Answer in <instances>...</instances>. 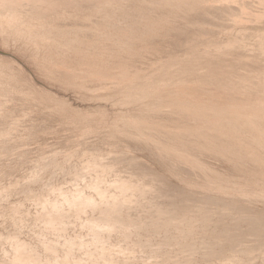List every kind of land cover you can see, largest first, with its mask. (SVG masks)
<instances>
[{"label": "rangeland", "instance_id": "374dc122", "mask_svg": "<svg viewBox=\"0 0 264 264\" xmlns=\"http://www.w3.org/2000/svg\"><path fill=\"white\" fill-rule=\"evenodd\" d=\"M56 1L19 0L16 12L19 14L26 13L25 15L32 13L30 14L32 17L36 14L39 15V11H44L43 13H45L47 10L50 14H52L56 8L62 13L65 11L63 13L64 15L58 12V10L55 11L57 14L62 15L56 16L57 18L55 17L58 27L69 23L68 25L71 26L72 24L77 31H74L72 35H77V37L89 35L93 40L96 38L95 42L92 41L94 43H92V46L90 45L91 43H88V45L86 42L85 44L83 42L87 47L82 45V48V46H79L81 44L77 45L79 41H77V43L75 41L77 48H75V43L72 45V47L75 46L74 51L80 52L77 51L78 48L83 49L84 52L81 51V53L83 52L87 55L89 51H93L99 44L101 49H103L105 45L106 50L108 48L109 50H113L111 51L113 55H116L118 50L122 52L121 48H117L118 46H116L118 42L109 40L110 44L112 43V46H114L110 48L111 45L109 42L107 43V39H102L98 37L97 34H94L96 33L94 30H96L98 26L95 24L100 20L103 23V20L111 18L113 23L116 22V26H120L122 23L125 26L129 25V23H131L129 19L132 17V10L130 8L129 11L125 10L123 6L124 4H135L134 2H137L136 5L139 6L140 3L148 5L151 11L149 9L150 13L145 11L148 13L147 15H154V18L157 17L155 15H157V12L159 13L160 9H162L161 11H163V13L167 10L169 12H165L167 15L164 13V16L161 11L158 15L162 16L163 22L173 23V26L176 23L178 24L177 21L180 23V20L183 19L181 16H184L188 10L190 11L194 8L193 11H188L191 15L195 14L193 15L195 17L190 15L193 20L189 17V14L186 13V15L188 14L186 18L189 25L194 26L191 30L197 29L199 32L205 31L203 36L206 35L207 30L210 32L207 31L209 35L204 38L205 40L202 39L203 37L201 38L202 42L201 40L200 42L196 40L200 37H197L199 33L196 34V39H194V41L187 42L188 34L191 31L190 29H187V32L183 30L181 33L177 34L176 37V34H170L172 37L170 35L168 37L171 38L166 36L164 38L166 45H169L175 40V44H173L174 42L172 43L173 47H170L174 50L176 48L177 53H175L176 50H173V53L170 52L171 54L169 53V55L162 53V55L165 54L164 57H161L163 59L160 58L159 60L157 59V61L155 60L158 64L154 62V64L156 63L155 66L158 65L159 67L160 65L161 67L157 68L158 71L154 68L157 74L154 69L152 71L150 70L152 68H148L150 71L143 69L142 71H144V73L145 70L148 71L147 73L150 72V76H148L149 79L146 78L135 85L137 86L135 89H127L126 91V88H124V91V89L117 84H111L110 82L109 84L103 85L104 87L99 88L100 85L94 80H89V78H87L89 76L86 74H82V77L80 76V78L74 82L70 77L61 78L59 76H49L46 72L47 58L44 57L45 53H43L46 52L43 49L46 48V42L42 44L44 46L40 44L39 47L36 45V39L34 37H28L27 34L22 33L23 35L18 36L12 35V33L9 32L0 31V55L12 59L22 69L21 75L23 77V80L13 78L12 75L7 74L1 69L2 67H0V102L2 101L0 103V148H2L0 149V261L10 256L13 243L19 241V243L25 246L26 254L32 252L41 254V263L47 262V264H264V220H262V217L264 219V213H262V211H264V191L260 190H264V179H262L264 178V80L262 79L264 78V0H198L194 2H197L198 4H196L198 6L194 4L192 0H188V3L186 0H169V2L173 1L174 5L172 2L169 3L168 0H166L167 2L164 0H159V2L158 0H153L154 3L156 1V3H161V5L158 3L153 4L151 0H101L100 2L99 0L95 2L93 0H91L92 2L90 0H77L78 2L76 0H72V2L71 0ZM59 1L61 2L59 3ZM177 1L182 4H179L180 6L178 5V9L182 11L186 9V12H176L179 11L174 7L175 4H178ZM53 2L57 4L54 3V5L49 6V3L53 4ZM69 2L73 5L75 3H77V6L80 5L78 9L85 6L81 8L85 11L80 9L78 12L77 6L74 5V7L72 5V7ZM26 3L27 5H25ZM58 3L60 5H58ZM186 3L190 6L185 5ZM150 4L153 5L151 6ZM163 4H166L165 6L168 7L166 10ZM97 5L100 7L103 6V8L111 5L108 8L110 11H108L111 12V16L113 17L108 13V15L103 14L107 9H100V11L98 9L100 7L94 8L97 7ZM170 5H172V7ZM209 5L210 9L208 8ZM52 6H55V9ZM159 6H162V8ZM182 6L185 9L180 8ZM212 6H215V8L218 6L216 9H223V12L220 11L217 13L214 7L213 11ZM66 7H68V9ZM152 7L154 9L159 8L157 11H154V9L152 11ZM219 7L221 8L219 9ZM32 8L34 10H32ZM62 9H64V11ZM228 9L231 13H229ZM75 10L78 13H76ZM55 12L53 14H56ZM175 12L178 14L180 13V19L177 18L179 15H176ZM85 13H87V15L90 13L88 15L89 17H86L87 15H85ZM196 13L199 14L197 18ZM41 14L42 13H40V15ZM65 14L69 15L65 16ZM173 14L176 16L174 15L173 17ZM30 15L28 17H30ZM207 15L211 16L208 17ZM171 16L178 20L175 22V19L170 18ZM2 19L0 17V21L6 22L4 18ZM49 19H52V16H50ZM202 19H204L203 22H201ZM187 20L185 22H187ZM197 20L200 23H198ZM35 21L37 22L38 20L35 19ZM212 22L214 24H212ZM218 22L219 24H217ZM193 23H197L198 25H194ZM203 23L207 24L203 25ZM75 25H79L81 29L79 30L78 28L80 27H76ZM92 25L95 28H92ZM100 26L101 25L98 27ZM195 26L201 27L196 28ZM205 26L206 29H204ZM37 27H39V25H37ZM101 27L103 29L105 28V26ZM43 33L44 34L41 33L42 35L38 37L51 39V37L55 35V33L51 31L50 33ZM22 36L24 37L22 38ZM18 37L22 40L19 41L20 39ZM177 37L180 38V40L177 39ZM182 37H184V41L186 40V43H188L187 47H185L186 44H184V42V45L181 44L183 46L179 45V43H182ZM6 38H9L10 41ZM14 39L17 40L15 41ZM164 39L162 42L160 41V44L164 42ZM103 40H105V43L108 44V46L110 45V47H106V44L102 46L101 42H104ZM206 40L208 42L210 41V44ZM176 41L179 43H176ZM203 41H206L207 44ZM30 43L31 45H29ZM191 43L196 45L193 46ZM189 44H191V46ZM119 45L123 46V44ZM161 45L165 48L164 44ZM174 45L178 47H174ZM188 45L190 47H188ZM56 46L57 44L48 43L46 49L59 56V54L62 55L68 48V46L64 44L58 45L59 47ZM178 49L181 50L178 51ZM114 50H116L115 53ZM120 51L118 53H120ZM109 52L108 50L105 52L107 57L108 54L109 56L112 55ZM205 52H207L208 58H203L202 53ZM167 56L171 57V59ZM158 61H162L164 66L162 62L160 63ZM138 62H136V64H138ZM187 62H190V64L187 65ZM140 64L139 62L138 65ZM162 66L168 70H165ZM99 72H101V74ZM102 72L103 71H98L99 74H96V76L98 78L103 77L105 74ZM158 72L160 73L158 74ZM219 77L223 79H219ZM226 77L228 79L224 80ZM66 78L69 79L67 80ZM3 80L7 81L5 82ZM147 80L152 82H148ZM258 80L259 82H257ZM2 81L5 83H2ZM72 83L74 84L72 85ZM87 83H89V85ZM138 85L141 86L138 87ZM14 88L15 90H11ZM30 88L38 93L37 97L26 94ZM138 91L140 94L137 96L134 95V93ZM180 103H182L181 106H179ZM185 106H188V108ZM229 108H231L233 112H230L231 109L229 111ZM180 109H184L185 111L181 110L180 112ZM189 110L191 113L188 112ZM193 110H195V114H192V112L194 113ZM207 110L208 112H217L218 116L215 113L212 114V112L204 114ZM87 111H89V114H87ZM199 111L204 112L202 113ZM224 111L226 114H224ZM240 112L245 115H242ZM250 112L251 114H249ZM198 113H200L201 116L200 114L197 115ZM141 114H149V117H157H153L152 120L156 121L158 124L156 126L159 127L155 126L156 128L150 129L152 131L151 133H145L140 126H137L130 119L135 116L139 117ZM233 114L236 118L230 117L233 116ZM209 115L210 117H208ZM214 115L215 117H213ZM158 117L160 119H158ZM87 120L91 121L90 124H88ZM222 120H224L225 123L224 121L222 122ZM72 121L75 122V124ZM143 122H145V120H143ZM220 122L224 123V125L221 126L222 123L220 124ZM213 123H215V128L213 127ZM88 125H92L93 129H91V132L84 133L86 128L89 127ZM96 126L101 127L99 128ZM173 128L175 129L171 131ZM241 129H243V132ZM20 130L22 131L20 132ZM184 130L188 132H184ZM215 131L219 133H215ZM218 134H220V136ZM81 137L84 139V141L82 140L83 142L81 141ZM76 138L80 139L79 141L81 143H79V141H74ZM76 142L78 144H76ZM47 147L49 148L48 150ZM87 147L90 148L88 149ZM173 147L176 148L174 149ZM140 148H142L141 151L139 150ZM182 148H185L187 153L184 152ZM192 150L201 152L202 154L194 153ZM249 153L251 155H248ZM194 154H201L202 156L197 158V155L195 157ZM168 156L170 159H168ZM171 158H174V160L178 159L180 164H183V167L190 168L192 171L190 170L187 172V170L180 168L179 165H177V168L176 165L170 162ZM144 161L147 162L145 163ZM186 173L188 177H184ZM96 178H102L103 181L96 184L94 183V179ZM174 180H176V182ZM184 180L189 181L187 182ZM181 181L187 184L185 183V189L183 188L179 192V188H177L176 185L179 184L178 186H181ZM184 182L182 185H184ZM203 184L209 187L203 186ZM186 186L190 189H187ZM162 187L164 189H162ZM172 188H176L177 191L174 189L171 190ZM28 189L29 191H27ZM32 189H34L33 191L35 193H33ZM73 191L77 194H82L80 195L81 198H76V200H74L75 197H71L65 200L67 202H64V195ZM168 193L172 195L170 194L169 196ZM177 193L178 196L176 195ZM40 197H52L55 204L60 202L59 208L69 215V219L65 226L62 228H53L48 225L42 217L48 214L50 216L54 212H44L45 206ZM177 198L180 200L178 199L177 201ZM185 198H187L186 201L183 200ZM189 198H191V202H194L191 203ZM194 198L197 200H194ZM175 200L178 203H175ZM234 200L236 202H234ZM219 201L221 204H219ZM232 202H234L235 205L230 206ZM158 204L176 210H179L184 205L187 206L183 208L189 207V209H191L192 207L191 212H189L190 215L187 214L186 216L192 217L190 221V223H192L189 224V221L186 219L182 220L180 218L181 216L178 215L180 219H172V225H170V227L172 226V228H174L171 232L172 234L166 236L163 229H154V226H160L166 220L164 219L165 217L159 216L158 210L161 207ZM199 204L200 206H198ZM168 205H170V207ZM176 205L178 206L174 207ZM241 207H243L242 212L238 210L241 209ZM108 209L111 210L112 213H115V210L129 215L131 213L134 218L140 219L141 221L145 219L144 222L146 223L149 221L148 224L150 226L148 229L142 230H138L134 226H121L119 228L110 227L104 220H101L99 216L101 210L103 211H101L100 215L109 211ZM243 211L245 212L243 213ZM207 212L210 217L206 216L207 218L203 217L205 219H202L200 216ZM255 214L258 215V217H256ZM250 215H252V217ZM253 216L256 217V220L258 219L259 223L255 221ZM253 223L257 226L255 227ZM177 224L180 226L179 229L176 228ZM188 226H190V230L189 232H185L183 228H187ZM256 229L257 231L260 229V231L256 233ZM208 233L210 234L207 235ZM253 233L257 235L255 236ZM97 234L101 235L98 237ZM234 234H238L240 238H237ZM210 235L212 237H209ZM221 235H223V238ZM229 237L233 242H231V240L229 241ZM215 238L217 241H215ZM209 241L210 243H208ZM50 242L52 246H50ZM221 249L225 250L222 251ZM48 252H52V254L46 258L45 254Z\"/></svg>", "mask_w": 264, "mask_h": 264}, {"label": "bare ground", "instance_id": "6f19581e", "mask_svg": "<svg viewBox=\"0 0 264 264\" xmlns=\"http://www.w3.org/2000/svg\"><path fill=\"white\" fill-rule=\"evenodd\" d=\"M18 1L19 0H0V17H1V19L2 18H4L5 20H6V22L5 21H0V31L1 32H9V33H12V35L14 34V35H23V34H27L28 35V37L30 36V37H34L35 39H36V45L37 46H39L40 44L42 45V44H45L44 42H46V44L48 45V43H50V44H57V46L56 47H59L58 45H60V44H64V45H67L68 46V48H67V50L65 51V52H63L62 53V55H60L59 54V56H58V54H56V53H54V52H51L50 50L49 51H47L48 49H46L47 48V45L45 46L46 48H43L46 52H43V53H45L44 54V57L45 58H47L46 60H47V68H46V72H47V74L49 75V76H59V77H61V78H64V77H70L71 78V80L74 82V81H76V80H78V78H80V76L82 77V74H86L87 76H89V77H87V78H89V80H91V81H96V83L98 84V85H100V87L99 88H102V87H104L103 85H106V84H109V82L111 83V84H117L118 86H120L121 88H126V91H127V89L129 90V89H135L137 86H135V85H137L138 83H140L141 81H143V80H145L146 78H148L149 79V77L148 76H150L149 75V73H147L148 71H152L154 68L156 69V71H158L157 70V68H159L160 67V65H159V67H158V65L157 66H155L156 65V61H157V59L159 60L162 56L164 57L165 56V54H167V55H169V53L171 52V53H173V48L171 49V47H173L172 45L173 44H175V40L172 42V43H170L169 45H166L165 44V37L167 36H169L170 34H176L175 35V37L177 36V34H179V33H181L183 30H184V32L186 31L187 32V29L189 30H191V28H193L194 26H190L189 25V23H188V20H187V15L189 14V12L190 11H193L194 10V8H193V10H188L187 12L185 11L186 9L182 6V7H180V8H184L185 10H183V11H185L186 13H188L187 15H186V13H185V15L184 16H181V15H179L180 13H182L183 11L182 10H179L178 9V5L180 4V5H182L181 3H179L178 1V4L176 5L175 4V6L174 7H176L175 9H177V10H179V11H176V12H180L179 14L178 13H176L175 12V14L177 15H179L177 18L178 19H180L179 17L181 16L183 19H184V21H183V19L182 20H180V23H179V21H177L178 19H175V18H172V16L170 17L171 19H175V22L177 21L178 22V24L176 23L174 26L172 25L173 23H165V22H163V19H162V16H160V15H158V14H160V11L162 10V9H160V11H159V13L157 12V15H155V16H157L156 18H154V15H147L148 13H146V11H148L149 12V10H150V8H148V5H146V4H141L140 2V6L139 5H136L137 4V2H134L135 4H133V3H130V4H124V6H123V8H125V10H128L129 11V8L132 10V17H130L131 19H129V21H131V23H129V25H127V26H125V25H123V23H122V25H120V26H116L117 24H116V22H114L113 23V21H112V19L111 18H107L106 20H103L104 22L102 23V21L100 22V21H98L95 25H101V26H105V28H107V29H103L101 26L100 27H96V30H94V32L96 31V33H94V34H97L98 35V37H101L102 39H107V43L109 42V40H111V41H113V42H118V43H116V44H118V45H116V44H114V45H116V46H118L117 48H121V50H122V52L120 51V50H118V49H116V50H118V52L120 51V53H116V55L114 54L113 55V52H111V51H113V50H109V48L107 49L108 51H110L109 53H111L112 55H110L109 56V54H108V57H107V55L105 54V52H107V50H106V48H105V45L103 46V44H106L105 42V40H103L104 42H101L102 44V46H103V49H101L100 48V44L98 45V46H96L97 48H94V46H93V48H94V50L92 51L91 50V48H90V50L91 51H89V54L87 55L86 53H83L84 51H83V49H79L78 48V50L77 51H80V52H76V51H74V47L75 46H73L72 47V45H74V43H75V41H76V43H77V41H79V43L77 44V45H79V44H81V45H79V46H85L84 44H85V42L88 44H90L91 46L94 44L92 41H94L95 42V40H96V38H95V40H93V38H91L89 35H87V36H82V37H80V36H78L77 37V35H72V33L74 32V31H76V29L74 28V26L71 24V26L70 25H68V24H64V26L62 25V26H60V27H58L57 25V20H56V16H60L59 14H57L55 11H57L58 10V8H56V10L55 11H53L52 12V14L55 12L56 14H50V12L48 13L47 12V10H46V12L45 13H43L44 11H42V12H40L39 10V15H35V16H32L31 17V15L30 14H32V13H30L29 15H30V17H28L29 15L27 14V15H25L24 13V15L21 13V14H19V13H17L16 12V8H17V3H18ZM21 1V0H20ZM54 1H56V0H54ZM69 1V0H68ZM77 1V0H76ZM91 1V0H90ZM94 2L96 1V0H93ZM98 1V0H97ZM101 0H99V2H100ZM111 1H113V0H111ZM116 1V0H115ZM119 1V0H118ZM118 1H117V4H118ZM121 1V0H120ZM139 1V0H138ZM147 1V0H146ZM145 1V2H146ZM152 2H153V4H155L156 3V1H155V3H154V1L153 0H151ZM164 1H166V0H164ZM180 1V0H179ZM184 1V0H183ZM183 1H182V3H183ZM187 1V3H188V0H186ZM195 1H198V0H192V2L194 3ZM23 2V1H22ZM21 2V3H22ZM27 2V1H26ZM57 2V1H56ZM56 2H53V4H51V3H49V6H51V5H54V3H56ZM61 1H59V3H60ZM66 2V1H65ZM71 2H72V0H71ZM71 2H69V3H71ZM78 2V1H77ZM81 2V1H80ZM84 2V1H83ZM92 2V1H91ZM98 2V3H99ZM125 2V1H124ZM128 2V1H127ZM152 2H150V3H152ZM158 2H159V0H158ZM157 2V3H158ZM167 2V1H166ZM168 2H169V0H168ZM172 2V4L174 5V3H173V1H170L169 3H171ZM176 2V1H175ZM29 3V2H28ZM30 3H31V1H30ZM35 3V2H34ZM58 3V5H60ZM67 3V2H66ZM85 3V2H84ZM87 3V2H86ZM88 3H89V1H88ZM97 3V4H98ZM102 3H104V2H102ZM112 3V2H111ZM110 3V4H111ZM121 3V2H120ZM156 3V4H157ZM185 4V5H188V4ZM197 3V2H196ZM196 3H194V4H196ZM43 4V3H42ZM57 4V3H56ZM116 4V3H115ZM114 4V5H115ZM123 4V3H122ZM149 4V3H148ZM152 4V5H153ZM158 4H160L161 5V3H158ZM190 4H191V2H190ZM198 4V3H197ZM196 4V5H197ZM227 4V3H226ZM225 4V5H226ZM245 4V3H244ZM25 5H27V3L25 4ZM32 5V4H31ZM61 5H62V3H61ZM73 4L71 3V6H72ZM74 5H76L77 6V3H75ZM73 5V6H74ZM82 5V4H81ZM92 5V4H91ZM96 5V4H95ZM100 5V4H99ZM106 5H107V3H106ZM113 5V4H112ZM151 5V4H150ZM151 5V6H152ZM164 6L166 5V4H163ZM168 5V4H167ZM179 5V6H180ZM193 5V4H192ZM200 5V4H199ZM214 5V4H213ZM18 6H20V5H18ZM34 6H35V4H34ZM57 6V5H56ZM65 6V5H64ZM70 6V7H71ZM72 6V7H73ZM80 6V5H79ZM79 6H77V9H78V7ZM87 6V5H86ZM94 6V5H93ZM111 5H109V6H105L104 8H103V6L102 7H100V6H98L97 5V7H94V8H98V7H100V8H98L99 10L101 9V10H105V9H107V11L105 12V13H103V14H109L110 16H111V12H109L110 10L108 9L109 7H110ZM155 6V5H154ZM158 6V5H157ZM171 7H172V5H170ZM188 6H190V5H188ZM188 6H185V7H188ZM198 6V5H197ZM196 6V7H197ZM205 6V5H204ZM208 6V5H207ZM21 7V6H20ZM40 7V6H39ZM38 7V8H39ZM47 7V6H46ZM53 7V6H52ZM55 7V6H54ZM53 7V8H54ZM61 7V6H60ZM59 7V8H60ZM63 7V6H62ZM75 7V6H74ZM83 7H85V6H83ZM83 7H80L79 9H78V12H79V10L81 9V8H83ZM116 7H117V5H116ZM160 7V6H159ZM158 7V8H159ZM170 7V8H171ZM173 7V8H174ZM192 7H194V6H192ZM195 7V8H196ZM213 7H214V9H216V8H218V6L215 8V6H212V10H213ZM223 7V6H222ZM37 8V9H38ZM42 8V7H41ZM64 8V7H63ZM67 9H68V7H66ZM66 8H65V10H66ZM90 8V7H89ZM157 8V9H158ZM160 8H162V6L160 7ZM168 7L167 6H165V10L167 9ZM170 8H169V11H170ZM191 8V7H190ZM204 8V7H203ZM209 9H210V5H209V7H208ZM221 7H219V9H220ZM226 8H228V7H226ZM225 8V9H226ZM21 9V8H20ZM55 9V8H54ZM112 9V8H111ZM119 9V8H118ZM122 9V8H121ZM134 9V10H133ZM149 9V10H148ZM153 7H152V11H153ZM157 9L155 8L154 9V11L156 10L157 11ZM172 9V8H171ZM198 9V8H197ZM224 9V10H225ZM238 9H239V7H238ZM19 10V9H18ZM32 10H34L33 8H32ZM31 10V11H32ZM61 10V9H60ZM63 11H64V9H62ZM72 10V9H71ZM73 10H74V8H73ZM82 10V9H81ZM90 10V9H89ZM93 10V9H92ZM96 10V9H95ZM100 10V11H101ZM109 10V11H108ZM113 10V9H112ZM117 10V9H116ZM120 10V9H119ZM130 10V11H131ZM146 10V11H145ZM164 10V11H165ZM196 10V9H195ZM211 10V11H212ZM223 9H221V10H217L216 9V11H217V13L218 12H220V11H222ZM227 10V9H226ZM229 10V9H228ZM51 11V10H50ZM69 11V10H68ZM76 11V10H75ZM82 11H85L84 9L82 10ZM87 11V10H86ZM97 11V10H96ZM118 11V10H117ZM117 11H116V13H117ZM122 11V10H121ZM127 11V12H128ZM151 11V10H150ZM172 11L174 12V10L172 9ZM171 11V12H172ZM182 11V12H181ZM209 11V10H208ZM214 11V10H213ZM215 11V12H216ZM234 11H235V9H234ZM238 11V10H237ZM241 11H242V9H241ZM240 11V12H241ZM33 12V11H32ZM35 12V11H34ZM58 12H60L59 10H58ZM65 12V11H64ZM63 12V13H64ZM67 12V11H66ZM72 12V11H71ZM77 11H76V13H78ZM98 12V11H97ZM162 13H163V11H161ZM165 12H168L167 10L165 11ZM164 12V13H165ZM196 12V11H195ZM206 12V11H205ZM223 12V11H222ZM244 12V11H243ZM40 13H42L41 15H40ZM60 13H62V12H60ZM62 13V14H63ZM69 13V12H68ZM84 13V12H83ZM115 13V12H114ZM128 13H130V12H128ZM150 13V12H149ZM164 13H163V15H164ZM169 13V12H168ZM204 13V12H203ZM207 13V12H206ZM226 13V12H225ZM229 13H231L230 12V10H229ZM34 14V13H33ZM72 14V13H71ZM70 14V15H71ZM90 14V13H89ZM88 14V15H89ZM94 14V13H93ZM107 14V15H108ZM121 14V13H120ZM152 14V13H151ZM175 14H173V17H174V15ZM192 14H193V12H192ZM197 14V13H196ZM199 14H200V12H199ZM199 14H197L196 15V18H197V16H199ZM209 14H211V13H209ZM208 14V15H209ZM236 14H238V13H236ZM64 15V14H63ZM69 14H65V16H68ZM74 15V14H73ZM72 15V16H73ZM80 15V14H79ZM83 15V14H82ZM85 15H87V13H85ZM86 16V17H89V16ZM107 15H106V17H107ZM165 15H167L166 13H165ZM164 15V16H165ZM170 15H171V13H170ZM175 15V16H176ZM183 15V14H182ZM191 13L189 14V17H191V16H193V15H195V14H193V15H191ZM207 15V16H208ZM215 15V14H214ZM27 16V17H26ZM50 16H52V19H49V17ZM62 16V15H61ZM94 16V15H93ZM99 16V15H98ZM105 16V15H104ZM116 16V15H115ZM114 16V17H115ZM123 16V15H122ZM125 16V15H124ZM159 16V17H158ZM206 16V15H205ZM211 16V15H210ZM210 16H208V17H210ZM218 16V15H217ZM216 16V17H217ZM56 17V18H55ZM64 17V16H63ZM85 17V16H84ZM111 17H113V16H111ZM129 17V16H128ZM169 17V16H168ZM188 17V18H189ZM193 17H195V16H193ZM200 17H202V16H200ZM207 17V18H208ZM37 19L38 21L36 22L35 21V19ZM54 18V19H53ZM58 18H60V17H58ZM62 18V17H61ZM98 18V17H97ZM165 18V17H164ZM192 18V17H191ZM191 18H189V19H191ZM205 18V17H204ZM218 18V17H217ZM80 19V18H79ZM85 19V18H84ZM166 19H168V18H166ZM199 19V18H198ZM208 19H210V18H208ZM3 20V19H2ZM92 20V19H91ZM90 20V21H91ZM99 20V19H98ZM115 20V19H114ZM170 20V19H169ZM187 20V22H185ZM192 20H193V18H192ZM203 20L204 19H202V21L201 22H203ZM207 20V19H206ZM116 21V20H115ZM171 21H174V20H171ZM200 21V20H199ZM214 21V20H213ZM60 22V21H59ZM80 22V21H79ZM93 22V21H92ZM100 22V23H99ZM167 22H168V20H167ZM189 22H190V20H189ZM197 22H198V20H197ZM209 22V21H208ZM220 22V21H219ZM219 22L217 23V24H219ZM62 23V22H61ZM82 23V22H81ZM80 23V24H81ZM99 23V24H98ZM191 23V22H190ZM198 23H200V22H198ZM216 23V22H215ZM57 24V25H56ZM74 24V23H73ZM76 24V23H75ZM78 24V23H77ZM118 24H120V23H118ZM194 24V23H193ZM195 24H197V23H195ZM194 24V25H195ZM202 24V23H201ZM205 23H203V25H204ZM207 24V23H206ZM205 24V25H206ZM212 24H214L213 22H212ZM37 25H39V27H37ZM192 25V24H191ZM198 25V24H197ZM196 25V26H197ZM200 25V24H199ZM76 26V25H75ZM77 26H79V25H77ZM76 26V27H77ZM91 26V25H90ZM195 26V27H196ZM222 26H224V25H222ZM227 26V25H226ZM80 27V26H79ZM201 26H198V27H196V28H200ZM215 27V26H214ZM221 27V26H220ZM84 28V27H83ZM91 28V27H90ZM92 28H95V27H93V25H92ZM91 28V29H92ZM217 28H218V26H217ZM79 30L81 29V27L80 28H78ZM90 29V30H91ZM201 29H203V28H201ZM204 29H206V26H205V28ZM211 29V28H210ZM200 30V29H199ZM213 30V29H212ZM217 30V29H216ZM50 31L52 32V33H55V35L54 36H52L51 37V39L50 38H44V37H38V36H40V35H42V34H44L43 32H49L50 33ZM56 31V32H55ZM85 31V30H84ZM92 31H93V29H92ZM201 31H203V30H201ZM208 31V30H207ZM207 31H206V35L205 36H203V33L205 32V31H203V32H199V31H197V29L195 30H191L190 31V33L188 34L189 36H190V38H189V36H188V40H187V36H186V40H187V42H192V41H194V39H196V34L197 33H199V34H197V37L198 36H200L198 39H196V40H199V42H200V40H201V38L202 39H204V38H206V37H208L207 35H209L208 33H207ZM220 31V30H219ZM25 32V33H24ZM77 32V31H76ZM80 32V31H79ZM189 32V31H188ZM208 32H210V31H208ZM214 32V31H213ZM218 32V31H217ZM23 33V34H22ZM42 33V34H41ZM51 33V34H52ZM82 33V32H81ZM86 33V32H85ZM88 33V32H87ZM192 33V34H191ZM212 33V32H211ZM78 34V33H77ZM213 34V33H212ZM9 35V34H8ZM81 35V34H80ZM202 35V36H201ZM216 35H217V33H216ZM5 36V35H4ZM10 36V35H9ZM89 36V37H88ZM171 37H172V35H170ZM195 36V37H194ZM8 37V36H7ZM13 37V36H12ZM12 37H9V38H12ZM21 37V36H20ZM20 37H18L19 39H20ZM24 36H22V38H23ZM48 37V36H47ZM80 37V38H79ZM88 37V38H87ZM104 37V38H103ZM171 37H168V38H171ZM179 37H180V35H179ZM185 37V36H184ZM184 37H182L183 38V40L181 39V41H182V43H179V42H181V41H179L180 40V38H178L177 37V39H179L178 41L179 42H177L176 41V43H179V45H181V44H183V42H184V44H186V46L185 47H187V44L188 43H186V40L184 41ZM214 37V36H213ZM216 37V36H215ZM9 38H6V39H8L9 40ZM34 38H33V40H34ZM167 38V39H168ZM211 38V37H210ZM32 39V38H31ZM163 39H164V42L163 43H161V44H164V46H165V48L160 44V41L162 42L163 41ZM173 39V38H172ZM212 39V38H211ZM15 40V39H14ZM17 40V39H16ZM15 40V41H16ZM22 39H20L19 41H21ZM101 40V39H100ZM169 40V39H168ZM167 40V41H168ZM196 40H195V42H196ZM205 40V39H204ZM209 40V39H208ZM213 40V39H212ZM10 41V40H9ZM98 41V40H97ZM207 41V40H206ZM206 41H203V42H206ZM24 42V41H23ZM70 42H71V45H70ZM73 42V43H72ZM83 42H84V44H83ZM120 42V43H119ZM168 42H170V41H168ZM168 42H167V44H168ZM195 42H193V43H195ZM201 42H202V40H201ZM208 42V41H207ZM207 42H206V44H207ZM210 42V41H209ZM208 42V43H209ZM4 43V42H3ZM26 43V42H25ZM76 43H75V45H76ZM93 43V44H92ZM98 43V42H97ZM193 43H191L192 45H193ZM212 43V42H211ZM88 44V45H89ZM109 44H110V42H109ZM119 44H123V46L122 45H119ZM183 44V45H184ZM191 44H189L190 46H191ZM197 44H200V43H197ZM203 44V43H202ZM205 44V43H204ZM210 44V43H209ZM29 45H31V43L29 44ZM77 45H76V47L75 48H77ZM110 45H111V47H110ZM109 46H108V44H106V47H110V48H112V47H114V46H112V43L110 44ZM183 45H181V46H183ZM188 45V47H190ZM196 45V44H195ZM195 45H193V46H195ZM42 46H44V45H42ZM83 46H82V48H83ZM90 46V47H91ZM115 46V47H116ZM119 46H121V47H119ZM171 46V47H170ZM181 46H179V47H181ZM26 47V46H25ZM33 47V46H32ZM40 47V46H39ZM55 47V48H56ZM85 47H87V46H85ZM170 47V48H169ZM174 47H178V46H175L174 45ZM184 47V48H185ZM50 48V47H49ZM64 48V47H63ZM81 48V47H80ZM182 48V47H181ZM9 49V48H8ZM24 49V48H23ZM39 49V48H38ZM41 49V48H40ZM64 49H66V48H64ZM63 49V50H64ZM85 49H87V48H85ZM84 49V50H85ZM42 50V49H41ZM40 50V51H41ZM55 50V49H54ZM58 50V49H57ZM60 50V49H59ZM62 50V49H61ZM116 50H114V53L116 52ZM176 50V51H175ZM175 53H177V49L175 48ZM181 50V49H180ZM179 49H178V51H180ZM31 51V50H30ZM39 51V52H40ZM81 51H83L82 53H81ZM37 52V51H36ZM55 52H57V51H55ZM59 52H61V51H59ZM87 52H88V50H87ZM58 53V52H57ZM162 53H165V54H163L162 55ZM170 53V54H171ZM220 53V52H219ZM37 54V53H36ZM196 55V54H195ZM216 55V54H215ZM30 56V55H29ZM134 56H136V57H134ZM202 56H203V58L205 57V58H208L209 56H208V54H207V52H205V53H202ZM168 57V56H167ZM38 58V57H37ZM166 58V57H165ZM168 58H170L171 59V57H168ZM167 58V59H168ZM197 58H198V56H197ZM196 58V59H197ZM200 58V57H199ZM161 59H163V58H161ZM173 59H174V56H173ZM176 59H179V58H176ZM195 59V58H194ZM224 59V58H223ZM45 60V59H44ZM143 60V61H142ZM156 60V61H155ZM180 60H181V58H180ZM222 60V59H221ZM141 63L140 65H138L139 64V62ZM162 61H165V60H162ZM161 61V62H162ZM171 61V60H170ZM213 61H214V59H213ZM136 62H138V64H136ZM154 62H156L155 64H154ZM158 62H160V61H158ZM160 62V63H161ZM169 62V61H168ZM203 62V61H202ZM163 63V62H162ZM192 63H193V61H192ZM191 63V64H192ZM219 63V62H218ZM222 63H223V61H222ZM42 64V63H41ZM158 64V63H157ZM165 64H167V63H165ZM188 64H190V62L188 63L187 62V65ZM162 65V64H161ZM186 65V64H185ZM184 65V66H185ZM163 66H164V63H163ZM162 66V68H165V67H163ZM165 66H167V65H165ZM0 67H2L1 69H3V71H5L7 74H9V75H12V77L13 78H16V79H18V80H20V79H22L23 80V77H22V69L12 60V59H10V58H7V57H3V56H1L0 55ZM150 68H152V69H149ZM161 68V67H160ZM143 69H146V70H148V71H146L145 70V73H144V71H142ZM155 69H154V71H155ZM7 70H8V72H7ZM162 70H164V69H162ZM165 70H168L167 68H165ZM2 71V70H1ZM98 71H103L102 73H104L105 75H103V77H100V78H98L97 76H96V74H101V72H99L98 73ZM153 71V72H154ZM155 71V73L157 74V72ZM160 71H161V69H160ZM4 72V73H5ZM163 72V71H162ZM161 72V73H162ZM167 72V71H166ZM152 73V72H151ZM160 72H158V74H159ZM46 74V73H45ZM155 74V75H156ZM220 74V73H219ZM153 75V74H152ZM151 75V76H152ZM86 78V77H85ZM98 78V79H97ZM130 78H132V79H130ZM252 78V77H251ZM259 78V77H258ZM67 79V78H66ZM69 79V78H68ZM67 79V80H68ZM105 79H106V81H105ZM219 79H223V78H220L219 77ZM228 78L226 77L224 80H227ZM231 79V78H230ZM263 80H264V78H262ZM1 80V79H0ZM21 80V81H22ZM84 80H86V79H84ZM98 80V81H97ZM260 80V79H259ZM259 80L257 81V82H259ZM263 80H261V81H263ZM3 81H5V80H3ZM2 81V83H5V82H3ZM72 81H70V82H72ZM88 81V80H87ZM148 82H152V81H150V80H147ZM251 81H253V80H251ZM68 82V81H67ZM79 82V81H78ZM89 82V81H88ZM145 82V81H144ZM1 83V84H2ZM81 83V82H80ZM95 83V84H96ZM13 84V83H12ZM74 83H72V85H73ZM88 85H89V83H87ZM146 84V83H145ZM264 84V83H263ZM116 85V86H117ZM5 86V85H4ZM14 86V85H13ZM23 86V85H22ZM82 86V85H81ZM83 86H84V84H83ZM86 86V85H85ZM96 86V85H95ZM117 86V87H118ZM139 86H141V85H138V87ZM264 86V85H263ZM262 86V87H263ZM88 87V86H87ZM247 87V86H246ZM17 88V87H16ZM123 89H119V90H123ZM3 90H4V88H3ZM11 90H15V88L14 89H11ZM263 90V89H262ZM124 91H125V89H124ZM131 91V90H130ZM15 92V91H14ZM117 92V91H116ZM124 93V92H123ZM26 94H28V95H31V96H34V97H37L38 95V93H36V91L35 90H33V89H28V91L26 92ZM138 94H140L139 93V91L138 92H136V93H134V95H138ZM25 95V94H24ZM30 96V97H31ZM41 97V96H40ZM130 97V96H129ZM262 97V96H261ZM125 98V97H124ZM239 98V97H238ZM245 98V97H244ZM258 98V97H257ZM15 99V98H14ZM229 99V98H228ZM3 100V99H2ZM222 100V99H221ZM245 100H246V98H245ZM256 100H258V99H256ZM262 100V99H261ZM254 101H255V99H254ZM2 102V101H1ZM0 102V103H1ZM231 102V101H230ZM234 103V102H233ZM262 103V102H261ZM232 104V103H231ZM240 104V103H239ZM245 104V103H244ZM251 104V103H250ZM249 104V105H250ZM175 105H176V103H175ZM182 105V103H180V105L179 106H181ZM198 105V104H197ZM247 105H248V102H247ZM185 107H187L188 108V106H185ZM189 107H191V106H189ZM181 108V107H180ZM183 108V107H182ZM199 108V107H198ZM234 108V107H233ZM243 108V107H242ZM174 109H175V107H174ZM190 109V108H189ZM194 109V108H193ZM230 109L231 108H229V111H230ZM239 109V108H238ZM237 109V110H238ZM241 109V108H240ZM245 109V108H244ZM243 109V110H244ZM181 110H184V109H180V112H181ZM195 110H196V108H195ZM195 110H193L194 111V113L192 112V114H195L196 112H195ZM201 110H203V109H201ZM213 110V109H212ZM215 110V109H214ZM217 110V109H216ZM236 110V109H235ZM14 111V110H13ZM179 111V110H178ZM185 111V110H184ZM187 111V110H186ZM227 111V110H226ZM240 111V110H239ZM239 111H238V113H239ZM245 111H247V110H245ZM245 111H244V113H245ZM72 112V111H71ZM86 112V111H85ZM89 111H87V114H89L88 113ZM165 112V111H164ZM183 112V111H182ZM188 112H190L191 113V111L189 110ZM198 112V111H197ZM199 112H202V111H199ZM204 112V111H203ZM202 112V113H203ZM212 112V114L213 113H215V114H217V112H213V111H210V112H208V110H207V112L205 113L204 112V114H208V113H211ZM225 112V111H224ZM223 112V113H224ZM230 112H233L232 111V109H231V111ZM73 113V112H72ZM91 113V112H90ZM108 113V112H107ZM185 113V112H184ZM190 113H188V114H190ZM221 113V112H220ZM241 113V112H240ZM162 114V113H161ZM160 114V115H161ZM200 113H198L197 115H199ZM224 114H226V112L224 113ZM242 114V113H241ZM246 114V113H245ZM245 114H242V115H245ZM249 114H251V112L249 113ZM26 115V114H25ZM43 115V114H42ZM72 115V114H71ZM180 115H182V114H180ZM203 115V114H202ZM228 115H230V114H228ZM232 115V114H231ZM255 115V114H254ZM150 115L149 114H141V115H139V117H133V118H130L137 126H140V128H142V130H144V132L145 133H151L152 131L150 130V129H152V128H156V127H159V126H156V125H158L157 123H156V121H154V120H152V118L154 117V118H157V117H155V116H153V117H149ZM195 116V115H194ZM200 116H201V114H200ZM204 116V115H203ZM217 116H218V114H217ZM227 116V115H226ZM241 116V115H240ZM253 116V115H252ZM86 117V116H85ZM162 117V116H161ZM205 117V116H204ZM208 117H210V115L208 116ZM213 117H215V115L213 116ZM230 117H235L236 118V116H234V114H233V116H230ZM229 117V118H230ZM251 117V116H250ZM254 117V116H253ZM260 117V116H259ZM87 118V117H86ZM86 118H85V120H86ZM172 118V117H171ZM202 118V117H201ZM211 118H212V116H211ZM217 118V117H216ZM222 118V117H221ZM252 118V117H251ZM17 119V118H16ZM29 119V118H28ZM49 119V118H48ZM70 119V118H69ZM84 119V118H83ZM158 119H160L159 117H158ZM179 119V118H178ZM209 119V118H208ZM220 119V118H219ZM231 119V118H230ZM256 119V118H255ZM71 120V119H70ZM91 120V119H90ZM143 120H145V122H143ZM174 120V119H173ZM210 120V119H209ZM214 120V119H213ZM228 120V119H227ZM239 120V119H238ZM241 120V119H240ZM244 120V119H243ZM88 121V124H90V122L91 121H89V120H87ZM224 120H222V122H223ZM234 121V120H233ZM18 122H19V120H18ZM73 122V121H72ZM183 122V121H182ZM219 122V121H218ZM222 122H220V124L222 123ZM5 123V122H4ZM44 123V122H43ZM52 123V122H51ZM65 123V122H64ZM74 124H75V122H73ZM79 123V122H78ZM108 123V122H107ZM224 123H225V121H224ZM224 123H222L221 124V126L222 125H224ZM241 123H242V120H241ZM15 124V123H14ZM56 124H58V123H56ZM63 124V123H62ZM97 124H99V123H97ZM214 124L215 123H213V127H214ZM3 125V124H2ZM16 125V124H15ZM50 125V124H49ZM105 125V124H104ZM211 125V124H210ZM239 125V124H238ZM78 126V125H77ZM87 126V125H86ZM89 126V125H88ZM91 126V127H90ZM88 128H86V131H84V133H87V132H91V129H93L92 128V125H90ZM156 126V127H155ZM190 126H191V124H190ZM212 126V125H211ZM19 127V126H18ZM39 127V126H38ZM53 127V126H52ZM76 127V126H75ZM96 127H99V126H96ZM101 127V126H100ZM99 127V128H100ZM230 127V126H229ZM11 128H13V127H11ZM215 128V127H214ZM4 129V128H3ZM39 129V128H38ZM47 129V128H46ZM56 129H58V128H56ZM60 129V128H59ZM81 129V128H80ZM164 129V128H163ZM175 128H173V129H171V131L172 130H174ZM207 129V128H206ZM205 129V130H206ZM13 130H15L14 128H13ZM40 130V129H39ZM51 130V129H50ZM75 130V129H74ZM165 130V129H164ZM183 130V129H182ZM194 130V129H193ZM212 130V129H211ZM218 130V129H217ZM243 129H241V131H242ZM22 130H20V132H21ZM57 131V130H56ZM95 131H96V129H95ZM113 131V130H112ZM118 131V130H117ZM169 131V130H168ZM178 131V130H177ZM187 130H184V132H186ZM190 131V130H189ZM192 131V130H191ZM219 131V130H218ZM217 131V132H218ZM245 131V130H244ZM26 132V131H25ZM174 132V131H173ZM181 132H183V131H181ZM180 132V133H181ZM183 132V133H184ZM188 132V131H187ZM208 132V131H207ZM216 131H215V133H217ZM243 132V131H242ZM246 132V131H245ZM4 133V132H3ZM13 133V132H12ZM24 133V132H23ZM70 133V132H69ZM98 133V132H97ZM176 133H179V132H176ZM209 133V132H208ZM214 133V134H215ZM219 133V132H218ZM222 133V132H221ZM247 133V132H246ZM14 134H15V132H14ZM61 134V133H60ZM76 134V133H75ZM107 134V133H106ZM109 134V133H108ZM198 134V133H197ZM224 134V133H223ZM24 135V134H23ZM103 135H104V133H103ZM187 135V134H186ZM196 135V134H195ZM219 136H220V134H218ZM14 136V135H13ZM46 136V135H45ZM59 136V135H58ZM63 136V135H62ZM188 136V135H187ZM213 136V135H212ZM28 137H31V136H28ZM39 137V136H38ZM83 137V136H82ZM81 137V141L83 140L84 141V139ZM96 137V136H95ZM221 137H222V135H221ZM1 138V137H0ZM104 138V137H103ZM29 139V138H28ZM31 139V138H30ZM46 139V138H45ZM49 139H50V137H49ZM52 139V138H51ZM55 139V138H54ZM96 139V138H95ZM106 139V138H105ZM186 139V138H185ZM225 139V138H224ZM13 140V139H12ZM73 140V139H72ZM80 139H74V141H79ZM166 140V139H165ZM188 140V139H187ZM235 140H237V139H235ZM37 141V140H36ZM82 141V142H83ZM233 141V140H232ZM48 142V141H47ZM50 142V141H49ZM66 142V141H65ZM64 142V143H65ZM76 142V144H78ZM104 142V141H103ZM173 142V141H172ZM233 142H235V141H233ZM6 143V142H5ZM9 143V142H8ZM28 143V142H27ZM46 143V142H45ZM54 143V142H53ZM58 143V142H57ZM79 143H81L80 141H79ZM92 143V142H91ZM170 143V142H169ZM230 143V142H229ZM236 143V142H235ZM38 144V143H37ZM50 144V143H49ZM60 144V143H59ZM98 144V143H97ZM121 144V143H120ZM232 144V143H231ZM55 145V144H54ZM69 145V144H68ZM75 145V144H74ZM133 145V144H132ZM11 146V145H10ZM26 146V145H25ZM29 146V145H28ZM32 146V145H31ZM30 146V147H31ZM35 146V145H34ZM41 146V145H40ZM39 146V147H40ZM50 146V145H49ZM89 146H91V145H89ZM95 146V145H94ZM136 146V145H135ZM175 146V145H174ZM177 146V145H176ZM178 146H180V145H178ZM211 146V145H210ZM42 147V146H41ZM64 147V146H63ZM69 147V146H68ZM97 147V146H96ZM127 147V146H126ZM238 147H239V144H238ZM12 148V147H11ZM42 148H44V147H42ZM81 148V147H80ZM88 148V147H87ZM90 148V147H89ZM88 148V149H89ZM174 149L176 148V147H173ZM230 148V147H229ZM0 149H2V148H0ZM45 149H46V147H45ZM49 148L47 147V150H48ZM67 149H69V148H67ZM141 149L142 148H140L139 150L141 151ZM241 149V148H240ZM244 149V148H243ZM52 150V149H51ZM182 150L184 151V152H186L187 153V150L185 149V148H182ZM26 151V150H25ZM50 151V150H49ZM94 151V150H93ZM118 151V150H117ZM140 151H139V154H140ZM190 151H191V149H190ZM246 151V150H245ZM24 152V151H23ZM131 152V151H130ZM167 152V151H166ZM171 152V151H170ZM192 152H194V153H201V152H195V150L193 151L192 150ZM192 152H190V153H192ZM5 153V152H4ZM16 153V152H15ZM26 153V152H25ZM30 153V152H29ZM47 153V152H46ZM88 153V152H87ZM125 153V152H124ZM127 153H129V152H127ZM243 153H244V151H243ZM134 154V153H133ZM138 154V153H137ZM193 154V153H192ZM202 154V153H201ZM197 155V154H194V156L196 157V155H197V158H200V156H202V155ZM234 154H236V153H234ZM238 154V153H237ZM246 154H247V152H246ZM136 155V154H135ZM142 155V154H141ZM180 155V154H179ZM248 155H251L250 153L248 154ZM42 156V155H41ZM205 156V155H204ZM14 157V156H13ZM25 157V156H24ZM57 157V156H56ZM63 157V156H62ZM131 157H132V155H131ZM141 157V156H140ZM169 157V156H168ZM180 157V156H179ZM181 157H183V156H181ZM252 157H253V155H252ZM255 157V156H254ZM58 158V157H57ZM128 158V157H127ZM142 158H144V157H142ZM167 158V157H166ZM187 158V157H186ZM256 158V157H255ZM254 158V159H255ZM35 159V158H34ZM37 159V158H36ZM131 159V158H130ZM168 159H170V157L168 158ZM167 159V160H168ZM185 159V158H184ZM190 159V158H189ZM52 160V159H51ZM190 160H193V159H190ZM189 160V161H190ZM257 160V159H256ZM31 161H33V160H31ZM86 161V160H85ZM134 161V160H133ZM132 161V162H133ZM260 161V160H259ZM39 162V161H38ZM145 162V161H144ZM147 162V161H146ZM145 162V163H146ZM170 162L172 163V164H174V165H176V167H177V165H179V167L180 168H182V169H185V170H187V172L188 171H190L191 169L190 168H186V167H183L182 165L183 164H180V162H179V160L178 159H175L174 160V158H171V160H170ZM23 163V162H22ZM31 163V162H30ZM143 163V162H142ZM170 163V164H171ZM179 163V164H178ZM81 164V163H80ZM139 164H141V163H139ZM138 164V165H139ZM149 164V163H148ZM151 164V163H150ZM142 165V164H141ZM147 165V164H146ZM153 165V164H152ZM181 165V166H180ZM31 166V165H30ZM121 166V165H120ZM133 166V165H132ZM151 166V165H150ZM15 167V166H14ZM137 167V166H136ZM141 167V166H140ZM144 167V166H143ZM174 167V166H173ZM175 167V168H176ZM125 168V167H124ZM145 168V167H144ZM147 168V167H146ZM151 168H152V166H151ZM178 168V167H177ZM180 168H179V170H180ZM23 169V168H22ZM63 169V168H62ZM130 169V168H129ZM137 169V168H136ZM140 169V168H139ZM222 169V168H221ZM7 170V169H6ZM55 170V169H54ZM133 170V169H132ZM172 170H174V169H172ZM178 170V169H177ZM227 170V169H226ZM20 171V170H19ZM78 171H79V169H78ZM120 171V170H119ZM124 171V170H123ZM157 171V170H156ZM158 171H160V170H158ZM183 171V170H182ZM181 171V172H182ZM192 171V170H191ZM230 171V170H229ZM1 172H2V170H1ZM133 172V171H132ZM186 172V171H185ZM6 173V172H5ZM10 173V172H9ZM134 173H137V172H134ZM139 173V172H138ZM150 173V172H149ZM156 173V172H155ZM190 173V172H189ZM157 174H158V172H157ZM159 174H160V172H159ZM194 174V173H193ZM192 174V175H193ZM48 175V174H47ZM153 175V174H152ZM165 175V174H164ZM7 176V175H6ZM9 176V175H8ZM139 176V175H138ZM240 176V175H239ZM261 176V175H260ZM144 177V176H143ZM154 177V176H153ZM156 177V176H155ZM164 177V176H163ZM184 177H188V175H187V173H186V176H184ZM190 177V176H189ZM10 178V177H9ZM29 178H30V176H29ZM36 178V177H35ZM45 178H47V177H45ZM75 178V177H74ZM5 179V178H4ZM160 179V178H159ZM184 179H188V178H184ZM190 179V178H189ZM192 179V178H191ZM249 179V178H248ZM261 179V178H260ZM262 179H264V178H262ZM3 180V179H2ZM167 180V179H166ZM183 180V179H182ZM46 181V180H45ZM103 181V179L102 178H96V179H94V183H96V184H99V183H101ZM114 181V180H113ZM137 181V180H136ZM142 181V180H141ZM146 181V180H145ZM150 181V180H149ZM175 182H176V180H174ZM184 181H187V180H184ZM184 181H181L182 183L184 182ZM189 181V180H188ZM187 181V182H188ZM194 181V180H193ZM206 181V180H205ZM217 181V180H216ZM222 181V180H221ZM111 182V181H110ZM162 182H164V181H162ZM191 182V181H190ZM189 182V183H190ZM212 182H214V181H212ZM223 182V181H222ZM229 182H231V181H229ZM9 183V182H8ZM50 183V182H49ZM48 183V184H49ZM53 183V182H52ZM68 183V182H67ZM134 183V182H133ZM151 183V182H150ZM182 183L180 184L181 186H178V185H176L177 186V188H179V192H180V190L181 189H183L184 188V186L187 184L186 182H184V185H182ZM186 183V184H185ZM234 183V182H233ZM55 184V183H54ZM156 184V183H155ZM174 184H176V183H174ZM215 184V183H214ZM227 184V183H226ZM259 184V183H258ZM146 185V184H145ZM147 185H148V183H147ZM166 185V184H165ZM169 185V184H168ZM173 185V184H172ZM172 185H170V186H172ZM264 185V184H263ZM28 186V185H27ZM183 186V187H182ZM203 186H206V187H209L208 185H206V184H203ZM29 187V186H28ZM71 187V186H70ZM103 187V186H102ZM164 187H166V186H164ZM182 187V188H181ZM6 188V187H5ZM20 188V187H19ZM159 188H160V186H159ZM168 188V187H167ZM186 188H187V186H186ZM189 188V187H188ZM187 188V189H188ZM242 188H244V187H242ZM247 188V187H246ZM30 189V188H29ZM29 189L27 190V191H29ZM162 189H164L163 187H162ZM174 188H172L171 190H173ZM185 189V188H184ZM190 189V188H189ZM218 189H220V188H218ZM34 189H32V191H33ZM170 190V191H171ZM174 190H176L177 191V189L175 188ZM193 190V189H192ZM255 190V189H254ZM261 191H264V190H262V189H260ZM107 191V190H106ZM167 191V190H166ZM165 191V192H166ZM176 191H175V193H176ZM191 191V190H190ZM111 192V191H110ZM160 192V191H159ZM198 192H199V190H198ZM197 192V193H198ZM31 193V192H30ZM33 193H35L34 191H33ZM37 193V192H36ZM75 192L73 191V192H69V193H67V194H65L64 195V202H67V201H65L66 199H68V198H71V197H75L74 198V200H76V198H81V196L80 195H82V194H77V193H75ZM83 193V192H82ZM162 193V192H161ZM186 193H188V192H186ZM193 193V192H192ZM191 193V194H192ZM202 193V192H201ZM201 193H200V195H201ZM246 193V192H245ZM253 193V192H252ZM251 193V194H252ZM29 194V193H28ZM39 194V193H38ZM84 194V193H83ZM171 194V193H170ZM170 194L168 193V195L170 196ZM205 194V193H204ZM217 194V193H216ZM247 194V193H246ZM259 194V193H258ZM172 195V194H171ZM177 196H178V193L176 194ZM175 195V196H176ZM184 195V194H183ZM188 195V194H187ZM197 195V194H196ZM206 195H207V193H206ZM205 195V196H206ZM210 195V194H209ZM260 195V194H259ZM23 196V195H22ZM213 196V195H212ZM215 196V195H214ZM53 197V196H52ZM52 197L51 198H44V197H40V199H41V201H43V205L45 206V209H44V212H50V211H53L54 213L52 214V215H50L49 216V214L48 215H46V216H44V217H42L47 223H48V225H50L51 227H53V228H62L63 226H65L66 225V223H67V221H68V219H69V215L68 214H66V213H64L59 207H60V202H58V203H54L53 201L54 200H52ZM87 197V196H86ZM172 197V196H171ZM190 197V196H189ZM195 197V196H194ZM198 197V196H197ZM3 198V197H2ZM168 198V197H167ZM180 198H181V196H180ZM205 198V197H204ZM22 199V198H21ZM160 199V198H159ZM174 199V198H173ZM178 199L179 198H177V201H178ZM186 199L187 198H185V199H183V200H185L186 201ZM190 199V202H191V198H189ZM188 199V200H189ZM202 199V198H201ZM208 199V198H207ZM215 199V198H214ZM219 199V198H218ZM218 199H217V201H218ZM98 200V199H97ZM156 200V199H155ZM163 200V199H162ZM180 200V199H179ZM193 200V199H192ZM194 200H197L196 198H194ZM221 200H222V198H221ZM84 201V200H83ZM147 201V200H146ZM172 201V200H171ZM176 200H175V203L177 202ZM203 201H204V199H203ZM227 201V200H226ZM232 201V200H231ZM230 201V202H231ZM17 202V201H16ZM137 202V201H136ZM164 202V201H163ZM162 202V203H163ZM181 202V201H180ZM179 202V203H180ZM183 202V201H182ZM194 202V201H193ZM193 202H191V203H193ZM202 202V201H201ZM206 202V201H205ZM210 202V201H209ZM224 202V201H223ZM234 202H236L235 200H234ZM234 202H232V203H234ZM242 202V201H241ZM4 203V202H3ZM70 203V202H69ZM82 203V202H81ZM138 203H140V202H138ZM161 203V204H162ZM178 203V202H177ZM198 203V202H197ZM232 203H230V206L231 205H235V203L234 204H232ZM237 203H238V201H237ZM240 203V202H239ZM24 204V203H23ZM165 204V203H164ZM187 204V203H186ZM202 204V203H201ZM206 204V203H205ZM209 204V203H208ZM213 204V203H212ZM217 204V203H216ZM219 204H221V202L219 201ZM225 204H226V202H225ZM246 204V203H245ZM32 205V204H31ZM73 205V204H72ZM159 206H160V204H158ZM182 205V204H181ZM180 205V206H181ZM189 205V204H188ZM193 205V204H192ZM191 205V206H192ZM195 205H197V204H195ZM236 205H238V204H236ZM249 205V204H248ZM248 205H246V206H248ZM145 206V205H144ZM169 207H170V205H168ZM178 205H176V206H174V207H177ZM179 206V207H180ZM183 206V205H182ZM184 206H187V205H184ZM183 206V207H184ZM198 206H200V204L198 205ZM201 206H203V205H201ZM226 206H227V204H226ZM242 206V205H241ZM245 206V205H244ZM243 206V207H244ZM122 207V206H121ZM129 207V206H128ZM161 208H159V212H158V214H159V216H161V217H165L164 219H166L162 224H161V222H160V226H154V229L155 228H158V229H163V232L164 233H166V236L167 235H171L172 233V231H173V229L174 228H172V226L170 227V225H172L171 223H172V219H178L179 218V216L178 215H180L181 217V219L182 220H184V219H186L187 221H189L188 223L189 224H191L190 223V221H191V219H192V217L191 216H188V217H186L187 216V214L188 215H190L189 214V212H191V209H192V207H191V209H189V207L188 208H183V207H181L179 210H176V209H170V208H167V207H165L164 205H161L160 206ZM194 207V206H193ZM197 207V206H196ZM239 207V206H238ZM243 207H241V209H238V210H240L241 212H242V208ZM251 207V206H250ZM158 208V207H157ZM173 208V207H172ZM202 208V207H201ZM6 209V208H5ZM63 209V208H62ZM123 209V208H122ZM196 209V208H195ZM225 209H226V207H225ZM245 209V208H244ZM248 209V208H247ZM49 210V211H48ZM65 210V209H64ZM107 210V209H106ZM109 210V209H108ZM156 210V211H157ZM259 210V209H258ZM262 210V209H261ZM4 211V210H3ZM77 211V210H76ZM101 211H103V210H101ZM101 211H100V213H101ZM201 211V210H200ZM208 211V210H207ZM254 211H255V209H254ZM20 212V211H19ZM105 212V211H104ZM197 212V211H196ZM245 211H243V213H244ZM256 212V211H255ZM5 213H6V211H5ZM81 213V212H80ZM100 213H99V216H100V219L101 220H104L105 221V223H107L108 224V226H112V227H115V228H119V227H121V226H134V227H136L138 230H142V229H148L149 228V224H148V222L146 223V222H144V220L143 221H141L140 219H137V218H134V217H132V215H131V213H130V215L129 214H125V213H121V212H118V211H116L115 210V213H112V211L111 210H109V211H106L105 213H103L102 215H100ZM128 213V212H127ZM157 213V212H156ZM230 213V212H229ZM247 213V212H246ZM252 213V212H251ZM258 213V212H257ZM262 213H264V211H262ZM74 214V213H73ZM72 214V215H73ZM210 214H211V212H210ZM222 214V213H221ZM236 214V213H235ZM261 214V213H260ZM26 215V214H25ZM134 215V214H133ZM253 215V214H252ZM252 215H250L251 217H252ZM262 215V214H261ZM12 216V215H11ZM141 216V215H140ZM170 216V217H169ZM210 217V215L208 214V212L207 213H204L203 215H201L200 217H202V219H205V218H203V217ZM247 216V215H246ZM255 216L256 217H258V215H256L255 214ZM264 216V215H263ZM20 217V216H19ZM145 217H147V216H145ZM156 217V216H155ZM206 217V218H207ZM238 217V216H237ZM249 217V216H248ZM256 217H254L253 216V218H255V221H257L258 222V219L256 220ZM25 218V217H24ZM41 218V219H42ZM179 218V219H180ZM217 218V217H216ZM240 218V217H239ZM245 218V217H244ZM250 218V217H249ZM261 218V217H260ZM150 219V218H149ZM225 219V218H224ZM4 220V219H3ZM227 220V219H226ZM231 220V219H230ZM261 220V219H260ZM259 220V221H260ZM262 220H264L263 219V217H262ZM155 221V220H154ZM157 221V220H156ZM218 221V220H217ZM239 221H240V219H239ZM254 221V220H253ZM254 221V222H255ZM39 222V221H38ZM216 222V221H215ZM214 222V223H215ZM231 222V221H230ZM229 222V223H230ZM264 222V221H263ZM242 223V222H241ZM240 223V224H241ZM259 223V222H258ZM159 224V223H158ZM188 224V225H189ZM247 224V223H246ZM250 224V223H249ZM254 224V223H253ZM262 224V223H261ZM174 225V224H173ZM202 225V224H201ZM238 225V224H237ZM255 225V224H254ZM82 226V225H81ZM217 226V225H216ZM233 226V225H232ZM242 226V225H241ZM248 226H250V225H248ZM253 226V225H252ZM257 225H255V227H256ZM259 226H261V225H259ZM204 227H205V225H204ZM209 227H210V225H209ZM208 227V228H209ZM262 227H263V225H262ZM50 228V227H49ZM176 228L177 229H179L180 228V226L177 224V226H176ZM175 228V229H176ZM217 228V227H216ZM225 228V227H224ZM233 228V227H232ZM254 228V227H253ZM184 229V231L185 232H189V230H190V226H188L187 228H183ZM255 229V228H254ZM18 230V229H17ZM115 230V229H114ZM216 230V229H215ZM242 230V229H241ZM251 230V229H250ZM261 230H263V229H261ZM1 231V230H0ZM148 231V230H147ZM175 231V230H174ZM255 231V230H254ZM258 231H260V229L258 230ZM257 231V229H256V233L258 232ZM51 232V231H50ZM99 232V231H98ZM149 232V231H148ZM212 232V231H211ZM210 232V233H211ZM229 232V231H228ZM227 232V233H228ZM232 232V231H231ZM235 232H237V231H235ZM252 232V231H251ZM262 232V231H261ZM74 233V232H73ZM97 233V232H96ZM95 233V234H96ZM159 233V232H158ZM210 233H208L207 235H209ZM225 233V232H224ZM230 233V232H229ZM234 233V232H233ZM242 233V232H241ZM95 234H94V236H95ZM182 234V233H181ZM215 234V233H214ZM238 234H240V233H238ZM235 235V236H237V238H240V237H238L239 235ZM249 234V233H248ZM254 234V233H253ZM98 235V234H97ZM101 235V234H100ZM100 235H98V237L100 236ZM143 235V234H142ZM216 235V234H215ZM219 235V234H218ZM229 235V234H228ZM242 235V234H241ZM255 235V234H254ZM257 235V234H256ZM255 235V236H256ZM223 235H221V237H222ZM226 236H227V234H226ZM231 236V235H230ZM232 236H233V234H232ZM15 237H17V236H15ZM47 237V236H46ZM102 237V236H101ZM199 237V236H198ZM209 237H212L211 235L209 236ZM225 237V236H224ZM234 237V236H233ZM233 237H232V239H233ZM94 238V237H93ZM105 238V237H104ZM103 238V239H104ZM115 238V237H114ZM125 238V237H124ZM201 238V237H200ZM203 238V237H202ZM223 238V237H222ZM230 238V237H229ZM247 238V237H246ZM250 238V237H249ZM17 239V238H16ZM102 239V238H101ZM106 239V238H105ZM207 239V238H206ZM218 239V238H217ZM226 239V238H225ZM242 239V238H241ZM251 239V238H250ZM114 240V239H113ZM147 240V239H146ZM202 240V239H201ZM221 240V239H220ZM227 240V239H226ZM231 240V238L229 239V241ZM237 240V239H236ZM256 240V239H255ZM95 241V240H94ZM122 241V240H121ZM143 241V240H142ZM215 241H217L216 240V238H215ZM235 241V240H234ZM238 241V240H237ZM245 241V240H244ZM243 241V242H244ZM247 241V240H246ZM199 242V241H198ZM206 242V241H205ZM231 242H233L232 240H231ZM249 242V241H248ZM61 243V242H60ZM99 243V242H98ZM196 243V242H195ZM200 243V242H199ZM208 243H210V241L208 242ZM214 243V242H213ZM216 243V242H215ZM230 243V242H229ZM264 243V242H263ZM50 244V246H52V243L50 242L49 243ZM109 244V243H108ZM203 244V243H202ZM212 244V243H211ZM226 244V243H225ZM253 244V243H252ZM196 245H197V243H196ZM218 245H219V243H218ZM224 245V244H223ZM235 245V244H234ZM239 245V244H238ZM237 245V246H238ZM5 246V245H4ZM13 247H12V249H11V252H10V256L8 257V258H5V259H2L1 261H0V264H47V262H45V263H41V261H40V255L41 254H38V253H36V252H32V251H30V252H32V253H28V254H26L27 252H26V249H25V246L24 245H22L21 243H19V241H15L14 243H13V245H12ZM140 246V245H139ZM194 246V245H193ZM210 246V245H209ZM217 246V245H216ZM232 247V246H231ZM74 248V247H73ZM138 248V247H137ZM212 248V247H211ZM215 248V247H214ZM220 248V247H219ZM8 249V248H7ZM52 249V248H51ZM69 249V248H68ZM165 249V248H164ZM198 249V248H197ZM4 250H6V249H4ZM9 250V249H8ZM28 250V249H27ZM47 250V249H46ZM76 250V249H75ZM154 250V249H153ZM202 250H204V249H202ZM222 251L223 250H225V249H221ZM56 251V250H55ZM144 251V250H143ZM217 251V250H216ZM234 251V250H233ZM242 251H243V249H242ZM38 252V251H37ZM158 252V251H157ZM201 252V251H200ZM214 252V251H213ZM70 254H72L71 252H69ZM216 253V252H215ZM224 253V252H223ZM260 253V252H259ZM45 254V253H44ZM51 254H52V252H48V253H46L45 254V256H46V258H48L49 256H51ZM74 254V253H73ZM251 254V253H250ZM253 255V254H252ZM218 256V255H217ZM210 257V256H209ZM223 257V256H222ZM232 257V256H231ZM215 258V257H214ZM238 259V258H237ZM241 259V258H240ZM113 261V260H112ZM180 261V260H179ZM206 261V260H205ZM214 261V260H213ZM103 262V261H102ZM130 262V261H129ZM135 262V261H134ZM235 262V261H234ZM128 263V262H127ZM109 264V263H108ZM242 264V263H241Z\"/></svg>", "mask_w": 264, "mask_h": 264}]
</instances>
